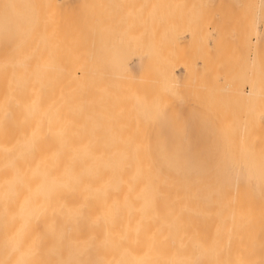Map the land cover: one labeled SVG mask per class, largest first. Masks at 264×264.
Masks as SVG:
<instances>
[{
	"label": "rangeland",
	"instance_id": "374dc122",
	"mask_svg": "<svg viewBox=\"0 0 264 264\" xmlns=\"http://www.w3.org/2000/svg\"><path fill=\"white\" fill-rule=\"evenodd\" d=\"M28 1L0 0V30L6 19L14 26L32 15L35 4ZM45 1L38 8H45L39 12L49 13L52 25L51 66L0 71V100L8 80L29 68L21 78L26 87L47 88L53 82L72 90L69 110L58 106L55 116L83 118L94 113L95 103L83 99L82 81L69 73L79 77L83 67L86 89L97 72L128 77L133 83L119 82L114 87L120 91L123 85L124 92L118 95L113 87L111 97L132 101L137 129L147 127L154 148L165 151V174L180 181L189 161L199 177L212 175L189 198L168 191L171 200L159 215L165 227L218 243L225 252L220 262L264 264V0H77L69 6ZM139 79L146 80L138 84ZM245 91L256 94L251 99ZM6 115L0 113V136L4 131L17 136L16 114ZM98 139L103 157L111 161L108 126ZM233 186L237 199L226 194ZM191 253V264H200V249ZM210 258L216 259L203 258L205 264L214 261Z\"/></svg>",
	"mask_w": 264,
	"mask_h": 264
},
{
	"label": "bare ground",
	"instance_id": "6f19581e",
	"mask_svg": "<svg viewBox=\"0 0 264 264\" xmlns=\"http://www.w3.org/2000/svg\"><path fill=\"white\" fill-rule=\"evenodd\" d=\"M41 1H35L34 20L26 37L0 50V71L16 65L32 70L51 66L55 43L49 13L43 15L45 8H38L46 6ZM74 1L59 0L57 6ZM80 69L79 77L72 72L68 77L82 81L83 99L95 103V108L89 106L94 113L83 118L62 112L55 116L58 106L69 108L72 90L53 82L47 88L26 87L21 78L29 68L19 70L16 79L11 77L4 85L0 113L16 114L19 130L17 136L9 131L0 136V146L6 147H0V264H191L194 247L201 251L200 264L208 256L216 257L209 264H228L220 262L225 252L218 243L211 244L191 230L165 227L159 218L165 202L171 200L168 191L189 198L212 181V175L181 176L182 182L170 175L177 181L169 179L150 153L148 128L136 127L130 99L119 100L115 93L111 97L114 86L133 82L97 72L96 82L86 89V73ZM243 94L252 99L256 93ZM80 126L83 132L86 129L85 140L79 137ZM104 126H108L111 161L103 157L98 139ZM238 192L233 186L226 194L237 199Z\"/></svg>",
	"mask_w": 264,
	"mask_h": 264
},
{
	"label": "crops",
	"instance_id": "0c3cea01",
	"mask_svg": "<svg viewBox=\"0 0 264 264\" xmlns=\"http://www.w3.org/2000/svg\"><path fill=\"white\" fill-rule=\"evenodd\" d=\"M32 3L35 4V2L31 0L27 2L28 6ZM34 15H35V11L32 13L31 16H29L28 18L26 17V20L23 23H21L20 20L17 24H14V26L9 24L8 19L5 20V23L3 24V27L0 30V50L10 48L22 40V38L25 36L29 28L28 27L29 24H31V22L33 23ZM149 150L153 159L158 164V166L161 167L163 170H165L164 149L160 146H156V148H154L151 139H149ZM185 163L187 164L189 169L184 172L185 175L183 176L196 175L198 172L196 170V167L191 162L189 163V161L187 162L185 161Z\"/></svg>",
	"mask_w": 264,
	"mask_h": 264
}]
</instances>
